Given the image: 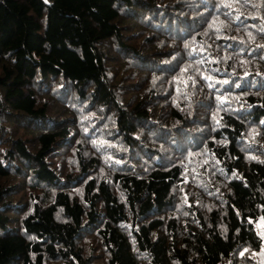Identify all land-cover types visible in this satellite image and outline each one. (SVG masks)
Masks as SVG:
<instances>
[{"label":"trees","instance_id":"obj_1","mask_svg":"<svg viewBox=\"0 0 264 264\" xmlns=\"http://www.w3.org/2000/svg\"><path fill=\"white\" fill-rule=\"evenodd\" d=\"M259 220L264 0H0V264H264Z\"/></svg>","mask_w":264,"mask_h":264},{"label":"built area","instance_id":"obj_2","mask_svg":"<svg viewBox=\"0 0 264 264\" xmlns=\"http://www.w3.org/2000/svg\"><path fill=\"white\" fill-rule=\"evenodd\" d=\"M255 231H256L257 235H258V236L262 239V241H263V248L258 252V256H259V259H260L261 261L264 262V239H263V237L258 233L259 231H258L257 227H255Z\"/></svg>","mask_w":264,"mask_h":264},{"label":"rangeland","instance_id":"obj_3","mask_svg":"<svg viewBox=\"0 0 264 264\" xmlns=\"http://www.w3.org/2000/svg\"><path fill=\"white\" fill-rule=\"evenodd\" d=\"M256 227L258 229V233L263 237L264 239V220H259L256 224Z\"/></svg>","mask_w":264,"mask_h":264},{"label":"snow or ice","instance_id":"obj_4","mask_svg":"<svg viewBox=\"0 0 264 264\" xmlns=\"http://www.w3.org/2000/svg\"><path fill=\"white\" fill-rule=\"evenodd\" d=\"M237 19H239V17H237ZM185 47H188V45H185ZM193 51H195V50H193ZM190 55H191V53H189ZM185 71H187V69H185ZM207 79H211V77H207ZM225 83H227V81H224ZM209 86H211V85H209ZM101 143H103V142H101Z\"/></svg>","mask_w":264,"mask_h":264}]
</instances>
